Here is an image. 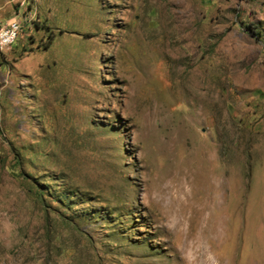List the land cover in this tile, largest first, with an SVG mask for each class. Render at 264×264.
Returning a JSON list of instances; mask_svg holds the SVG:
<instances>
[{"label":"rangeland","instance_id":"obj_1","mask_svg":"<svg viewBox=\"0 0 264 264\" xmlns=\"http://www.w3.org/2000/svg\"><path fill=\"white\" fill-rule=\"evenodd\" d=\"M16 18L0 264H264V0H0Z\"/></svg>","mask_w":264,"mask_h":264},{"label":"built area","instance_id":"obj_2","mask_svg":"<svg viewBox=\"0 0 264 264\" xmlns=\"http://www.w3.org/2000/svg\"><path fill=\"white\" fill-rule=\"evenodd\" d=\"M22 28L23 22H18V18L10 21L7 25V31H2L1 33V42H3V47H10L17 39Z\"/></svg>","mask_w":264,"mask_h":264},{"label":"bare ground","instance_id":"obj_3","mask_svg":"<svg viewBox=\"0 0 264 264\" xmlns=\"http://www.w3.org/2000/svg\"><path fill=\"white\" fill-rule=\"evenodd\" d=\"M2 31H7V28H4V29L0 30V46L3 47V42H1V33H2ZM195 257H196V256H195ZM192 260H193V262L196 261L195 264H198V262H199V259H198V258H193ZM204 263H205V264H208L207 259L205 260ZM200 264H202V263H200Z\"/></svg>","mask_w":264,"mask_h":264}]
</instances>
